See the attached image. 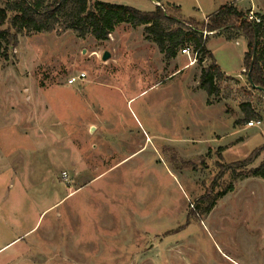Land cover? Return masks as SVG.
<instances>
[{"label": "rangeland", "instance_id": "rangeland-1", "mask_svg": "<svg viewBox=\"0 0 264 264\" xmlns=\"http://www.w3.org/2000/svg\"><path fill=\"white\" fill-rule=\"evenodd\" d=\"M227 1L264 8L161 4L202 23ZM59 28L20 34L0 58V247L20 237L0 264H264V177L250 174L264 163V91L245 72L248 40L204 32L230 76L209 99L200 80L214 59L194 44L168 61L145 26L121 23L105 40Z\"/></svg>", "mask_w": 264, "mask_h": 264}, {"label": "trees", "instance_id": "trees-1", "mask_svg": "<svg viewBox=\"0 0 264 264\" xmlns=\"http://www.w3.org/2000/svg\"><path fill=\"white\" fill-rule=\"evenodd\" d=\"M247 15L233 3L222 5L207 17V21L201 23L196 19L184 21L169 13L164 6L157 5L155 10L145 12L132 6L101 0L93 3L90 0H0V58L9 59V52L18 47L19 36L24 32L49 33L59 26L58 31L73 30L81 37L92 34L97 39L105 40L119 24L129 23L133 27L145 26V32L168 61L176 58L182 48L190 44H194L195 50L210 53L214 59L206 48L208 37L204 38V32L208 31L225 33L228 40L241 37L248 40L245 72L254 88L264 89V15L258 14L262 18L261 22L251 21ZM225 78L227 75L215 59L202 69L200 86L207 92L209 99L220 95L219 83ZM241 108L246 121L259 116L250 103L242 104ZM260 152L261 148L237 165L250 164ZM250 174L264 177V163L251 170ZM222 194L210 196L208 210L213 208L217 197Z\"/></svg>", "mask_w": 264, "mask_h": 264}, {"label": "built area", "instance_id": "built-area-1", "mask_svg": "<svg viewBox=\"0 0 264 264\" xmlns=\"http://www.w3.org/2000/svg\"><path fill=\"white\" fill-rule=\"evenodd\" d=\"M155 2V4L157 6H163L159 1L157 0H153ZM248 19L251 20V21H256V22H261L262 21V18L257 14L255 13L254 11H250L247 15ZM182 53L183 54H186L188 56H192V49L190 46H186L185 48L182 49ZM199 53V50H193V54H195V56H197ZM191 58V57H190ZM196 62V59L195 60H191L190 64L189 65H193L194 63ZM246 71V69H245ZM87 77V74L85 72L81 73L79 76H74L72 78L69 79L68 83L69 84H74L76 83L79 79H84ZM262 125V121L259 119V120H250L248 122V126L249 127H254V126H261ZM66 175V173H64Z\"/></svg>", "mask_w": 264, "mask_h": 264}, {"label": "crops", "instance_id": "crops-1", "mask_svg": "<svg viewBox=\"0 0 264 264\" xmlns=\"http://www.w3.org/2000/svg\"><path fill=\"white\" fill-rule=\"evenodd\" d=\"M238 1V4L239 3H241V1L242 0H237ZM160 3H164V0H160L159 1ZM236 2V1H235ZM231 3H234V1H227V3L226 4H231ZM261 9H263V10H261ZM155 10V9H154ZM249 10H253L255 13H257V14H262V15H264V8L263 7H257V5H256V3H253V5H250L249 6ZM209 16V15H208ZM207 16V17H208ZM206 17V18H207ZM186 67H188V66H190V65H185ZM182 68H185V67H182ZM225 74L228 76V77H230L226 72H225ZM12 211V210H11ZM20 237H17V238H15V239H13V240H11V241H9L8 243H5L2 247H0V252L1 251H3L6 247H8L10 244H12L13 242H15L16 240H18ZM8 264H10V263H8Z\"/></svg>", "mask_w": 264, "mask_h": 264}, {"label": "water", "instance_id": "water-1", "mask_svg": "<svg viewBox=\"0 0 264 264\" xmlns=\"http://www.w3.org/2000/svg\"><path fill=\"white\" fill-rule=\"evenodd\" d=\"M111 53L109 52V51H106V52H104V54H103V60L104 61H108L110 58H111ZM260 90H262V91H264V89L263 88H259Z\"/></svg>", "mask_w": 264, "mask_h": 264}]
</instances>
